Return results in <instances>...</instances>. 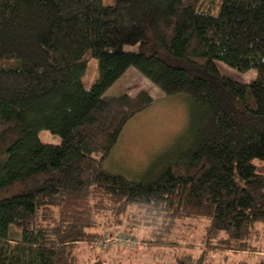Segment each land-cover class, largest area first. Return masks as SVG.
<instances>
[{
    "label": "trees",
    "instance_id": "obj_1",
    "mask_svg": "<svg viewBox=\"0 0 264 264\" xmlns=\"http://www.w3.org/2000/svg\"><path fill=\"white\" fill-rule=\"evenodd\" d=\"M217 62L256 77L236 81ZM130 67L192 101L188 151L141 179L103 166L155 101L145 89L105 94ZM188 219L207 225L177 264L259 251L249 241L264 222V0H0V264H88L78 242L141 229L142 243L172 248Z\"/></svg>",
    "mask_w": 264,
    "mask_h": 264
},
{
    "label": "rangeland",
    "instance_id": "obj_2",
    "mask_svg": "<svg viewBox=\"0 0 264 264\" xmlns=\"http://www.w3.org/2000/svg\"><path fill=\"white\" fill-rule=\"evenodd\" d=\"M114 0H104V4L111 5ZM136 46H125L126 50H135ZM218 63L222 74L236 81L249 83L256 77L253 69L248 72H237L234 69ZM85 74L82 76L83 85L89 88L97 80V59L92 58L85 66ZM140 89L150 92L155 99L149 108L142 110L131 117L117 139L106 161L104 168L113 172H120L127 178L141 179L149 175L164 161L180 158L188 151L192 139L188 131V119L191 112L192 101L185 94H163L149 78L144 77L134 67L128 68L111 86L105 94L117 93L136 94ZM47 137H60L46 132ZM207 221L203 219H188L179 229L182 237L175 238L182 241V245L150 247L142 243L145 235L144 229L129 231V235L135 236L139 244L130 247L114 246L108 248H96L92 242H78L79 261L88 264H177L178 255L182 252H193L190 248L183 247L187 241L197 244L204 234ZM256 232L250 238V243L259 251H228L224 254H214L210 264H254L264 253V222H259ZM9 238L17 235L15 230L9 231ZM179 237V238H177ZM14 243V241H13ZM11 248H12V244Z\"/></svg>",
    "mask_w": 264,
    "mask_h": 264
},
{
    "label": "built area",
    "instance_id": "obj_3",
    "mask_svg": "<svg viewBox=\"0 0 264 264\" xmlns=\"http://www.w3.org/2000/svg\"><path fill=\"white\" fill-rule=\"evenodd\" d=\"M93 246L96 248H110L114 246H125L130 247L135 246L139 244V240L135 236H131L126 233H118V232H111V233H105L102 238L93 241Z\"/></svg>",
    "mask_w": 264,
    "mask_h": 264
},
{
    "label": "crops",
    "instance_id": "obj_4",
    "mask_svg": "<svg viewBox=\"0 0 264 264\" xmlns=\"http://www.w3.org/2000/svg\"><path fill=\"white\" fill-rule=\"evenodd\" d=\"M46 132H47L46 130H41L38 134L39 138L41 139L42 142L47 143V144H49V143L59 144V143H57L59 140H57L56 138L52 139L51 137L50 138L47 137L46 134H48V133H46Z\"/></svg>",
    "mask_w": 264,
    "mask_h": 264
},
{
    "label": "bare ground",
    "instance_id": "obj_5",
    "mask_svg": "<svg viewBox=\"0 0 264 264\" xmlns=\"http://www.w3.org/2000/svg\"><path fill=\"white\" fill-rule=\"evenodd\" d=\"M119 247V246H118Z\"/></svg>",
    "mask_w": 264,
    "mask_h": 264
}]
</instances>
